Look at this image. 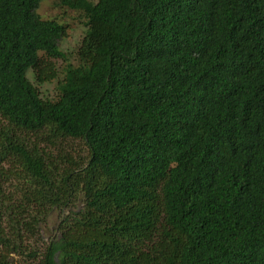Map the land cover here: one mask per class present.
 <instances>
[{
  "label": "trees",
  "instance_id": "1",
  "mask_svg": "<svg viewBox=\"0 0 264 264\" xmlns=\"http://www.w3.org/2000/svg\"><path fill=\"white\" fill-rule=\"evenodd\" d=\"M40 3L0 0V264H264V0H54L71 59Z\"/></svg>",
  "mask_w": 264,
  "mask_h": 264
},
{
  "label": "rangeland",
  "instance_id": "2",
  "mask_svg": "<svg viewBox=\"0 0 264 264\" xmlns=\"http://www.w3.org/2000/svg\"><path fill=\"white\" fill-rule=\"evenodd\" d=\"M53 1L54 0H41L40 6L38 8V13L42 17H58L59 19H61L62 21L66 22L69 25L67 35L64 36L60 42V48L64 52H66V54L71 59L74 56L76 47L85 32V25L81 21L78 20L77 14H75L71 10H66V9L60 8L59 6H54ZM54 61L56 63L57 69H60L62 60L56 59ZM60 74L61 73H59L58 75L61 76ZM27 77L32 82L34 81V83L41 90V93L44 97L47 96V97L52 98L56 95L57 93L56 91L57 81L56 80L52 82H45V83L38 84L34 80V73L32 70H29L27 72ZM66 145L67 147L76 148V152H75L76 156H78V154H80V156L82 157L86 156V148L82 142L68 141ZM49 149H51L54 152H57L60 149V145L57 144L55 147L50 146ZM58 218H59V212L55 213V216L49 222L48 227L44 228L41 231L42 237L40 238H42V241L48 240L50 236L56 233Z\"/></svg>",
  "mask_w": 264,
  "mask_h": 264
}]
</instances>
